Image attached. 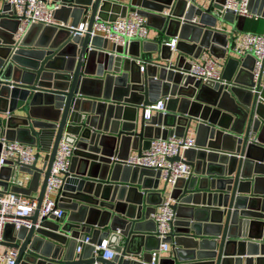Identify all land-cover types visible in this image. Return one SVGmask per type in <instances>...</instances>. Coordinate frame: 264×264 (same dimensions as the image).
I'll use <instances>...</instances> for the list:
<instances>
[{
	"label": "water",
	"instance_id": "water-1",
	"mask_svg": "<svg viewBox=\"0 0 264 264\" xmlns=\"http://www.w3.org/2000/svg\"><path fill=\"white\" fill-rule=\"evenodd\" d=\"M47 1L59 5L58 25L34 24L19 40L20 21L0 0V138L37 151L32 166L6 162L0 186L8 191L15 166L31 176V185L14 186L12 192L30 196L43 178L32 228L16 231L8 225L4 233V246L19 251L16 264H92L90 246L83 260L74 261L76 240L85 233H92L95 243L109 239V248L119 254L114 261L98 258L103 264H152L162 241L154 235L151 214L163 202L167 184L160 189L159 172L126 161L132 151L150 149L154 139L184 137L191 130L196 148L184 152V161L194 173L170 194L176 202L167 239L172 257L157 264H264V103L262 78L254 82L255 60L230 57L222 84L185 73L205 51L226 58L232 35L214 29L222 21L235 30L231 11L217 15L227 0L207 6L198 0L191 5L129 0L131 9L125 0ZM250 9L264 17V0H252ZM128 10L145 17L157 37L122 49L91 36L96 19ZM81 24H88L84 36L71 30ZM173 39L175 50L168 45ZM161 100L165 112L145 120L147 107ZM63 137L76 147L72 176L62 190L65 217L38 224ZM41 152L46 153L42 168Z\"/></svg>",
	"mask_w": 264,
	"mask_h": 264
},
{
	"label": "built area",
	"instance_id": "built-area-1",
	"mask_svg": "<svg viewBox=\"0 0 264 264\" xmlns=\"http://www.w3.org/2000/svg\"><path fill=\"white\" fill-rule=\"evenodd\" d=\"M185 1L188 2V5H191L194 0ZM251 1L227 0L225 5H223V10L217 12V15L224 18V15L231 11L234 17L237 18V22L239 18H248L255 21L264 19L262 14L252 12L250 9ZM5 2L13 8L15 17L20 21L17 32L19 40L25 36L28 29L34 24H42L44 26L58 25L54 14L55 10L59 9V5L51 7V3L47 0H5ZM166 14L169 15L170 13L167 12ZM197 22V18L192 20V23ZM224 25L227 26V24L219 21L214 30L227 32ZM71 30L77 35L84 36L88 31V24H81L78 28H71ZM149 30L147 19L137 11H133L128 16L118 18L115 21L96 19L90 34L92 37L100 36L104 38L111 46L128 49L134 41L148 39ZM227 33L229 36L232 35V42L228 46L225 59H217L208 51H205L198 59L192 60L190 70L185 73L203 83H226L223 79V72L228 59L232 57L242 61L244 58L252 56L255 60L254 82L257 84L262 78L259 95L264 103L262 95L264 91V31L262 33H252L232 30ZM168 45L172 50H175L177 39H173ZM139 64L143 73L145 66L141 62ZM155 111L165 112L163 100L147 107L145 120H150ZM0 141L2 143L0 168L8 161L19 162L24 167L34 164L37 153L34 145L7 141L4 136L0 138ZM193 148H196V139L188 135L184 137L173 135L167 139H154L150 149L130 157L126 164L159 172L161 181H164L174 189L180 180L189 179L194 173L193 166L184 161V152ZM75 150V145H71L64 137L61 139L39 209L38 224L45 218L52 216L56 219L65 217L66 211L61 207L62 190L66 180L72 176L70 170ZM179 155L182 159L174 160ZM17 167L19 168V166H15V168ZM30 179L31 176L28 175L26 180L29 181ZM22 184V181H19L15 185L22 187ZM175 203L171 195H166L163 202L151 214V219L157 225L154 235L162 241L159 250L152 252V264H157L162 259L163 254L172 251L167 239L173 231V223L176 220V211L172 207ZM38 206L39 199L37 196H28L23 193L12 192L9 189L5 191L0 186V264H16L19 255L17 249L4 246L6 227L12 225L16 231L23 227L31 229L33 223L30 218L35 215ZM76 241L75 257H79L80 260H83L82 255L88 246L94 248L90 257L95 260L92 264H103L97 260L98 258L105 261H114L119 256L113 249L109 248V239L107 238L103 239L99 244L94 242L92 233H86ZM101 251L102 254L100 256L98 253Z\"/></svg>",
	"mask_w": 264,
	"mask_h": 264
},
{
	"label": "crops",
	"instance_id": "crops-1",
	"mask_svg": "<svg viewBox=\"0 0 264 264\" xmlns=\"http://www.w3.org/2000/svg\"><path fill=\"white\" fill-rule=\"evenodd\" d=\"M198 1L200 4H205L207 6L210 4L211 0H198ZM123 4H128L129 8L131 9V5L129 4V0L123 1ZM130 13L131 12L129 10L127 12L126 11L125 12L124 11H121V12L118 11V12L109 13V15L107 17H105L106 20H103V21H113V20H116L118 18H122L124 15L128 16ZM233 25H235L234 29L236 30V32L262 33L264 31V19H260L258 21H255V20L248 19V18H239L238 22L234 23ZM225 28H226L227 32H230L233 30L232 24H228L227 26H225ZM157 34L158 33L156 32V30H154L152 27H150L148 39L153 40L154 38L157 37ZM262 95L264 97V91H263ZM188 136L195 138L196 137L195 131L191 130L189 132ZM136 155H138V152L132 151L131 157H134ZM45 156H46V153L41 152L40 160H39V167H41V168L44 164ZM26 178H28V174L21 172L18 167L14 168L13 173H12V177H11V181L9 183V190H11L12 187L16 186L19 183V181H22V183H23L22 188H24L26 190L30 189L31 179L28 181V180H26ZM165 184L166 183L164 181H161L159 188L164 189ZM42 186H43V178L40 179L39 184L37 186L38 192L32 191L30 196L39 197V193L42 189ZM172 190H173V188L170 185H167V189H166V192L163 194V197H165L166 195H170ZM152 241H153L152 245L156 246V242L154 240H152ZM121 244H122V242H121ZM171 257H172L171 251L162 255V259L163 258L164 259H167V258L170 259ZM245 258L246 257H244L243 259L245 260ZM250 258H257V257H250ZM74 261H80V258L75 257Z\"/></svg>",
	"mask_w": 264,
	"mask_h": 264
},
{
	"label": "rangeland",
	"instance_id": "rangeland-1",
	"mask_svg": "<svg viewBox=\"0 0 264 264\" xmlns=\"http://www.w3.org/2000/svg\"><path fill=\"white\" fill-rule=\"evenodd\" d=\"M95 90H97V86H95ZM43 153V152H42Z\"/></svg>",
	"mask_w": 264,
	"mask_h": 264
}]
</instances>
